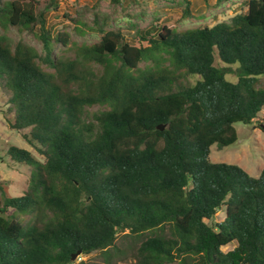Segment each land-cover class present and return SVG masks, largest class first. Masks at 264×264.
<instances>
[{
  "label": "trees",
  "instance_id": "1",
  "mask_svg": "<svg viewBox=\"0 0 264 264\" xmlns=\"http://www.w3.org/2000/svg\"><path fill=\"white\" fill-rule=\"evenodd\" d=\"M182 1L186 20L193 4ZM244 5L186 30L157 24L154 12L134 38L86 12L73 30L99 40L76 45L46 26L56 0L0 3V28L41 43L38 53L0 35V92L11 129L29 128L45 158L7 149L31 171L23 194L0 182V264H74L77 252H100L105 264H264V168L252 177L209 159L264 108V0Z\"/></svg>",
  "mask_w": 264,
  "mask_h": 264
},
{
  "label": "rangeland",
  "instance_id": "2",
  "mask_svg": "<svg viewBox=\"0 0 264 264\" xmlns=\"http://www.w3.org/2000/svg\"><path fill=\"white\" fill-rule=\"evenodd\" d=\"M5 1L9 0H0V3ZM189 1L193 4L191 5V17L183 20L180 10L184 6L182 0H120V5L113 4L111 0H56L57 11H48L45 15V21L46 26L51 28L54 33L57 31L68 32L73 44H92L99 40V36L93 33H76L73 30L71 18H76L78 15L82 16L86 12H89L86 17L91 18L93 12L99 13L113 20L111 23L112 29H120L125 36L128 35V38H134V32L149 27L154 12L158 14L160 19L157 24L176 28L177 30H186L198 25L210 27L217 22L228 21L234 15L244 12L246 10L244 2L247 0H228L220 5L215 4L216 0ZM0 35H5L12 43L22 40L32 46L38 53L42 52L41 43L27 31L20 32L13 27L6 29L1 27ZM54 54L73 58L74 48L66 49L56 45ZM231 68L235 70V67ZM46 70L52 71L48 68ZM193 81L189 78V82L192 83ZM5 95L6 93L3 92L2 94L0 92V182L8 183L12 195L23 194L29 183L30 167L10 161L11 157L7 154V149L10 146L24 149L30 152L40 163H43L45 158L37 147L26 141V135L30 132L29 128L21 131L11 129L10 119L14 116V112L9 110ZM98 110H100V107L97 106L87 109L89 114ZM263 116L264 108L251 124H234L237 142L220 150L213 147L209 156L210 161L238 165L250 176L257 177L264 168V133L261 126L264 125ZM222 220L223 211H219L211 223H219ZM121 241L122 239L119 236L116 244L121 245ZM232 247L233 245L230 244L222 247L221 250L226 252ZM80 262L105 264L100 252L87 256L79 255L75 258L74 264ZM114 264H124V262Z\"/></svg>",
  "mask_w": 264,
  "mask_h": 264
},
{
  "label": "water",
  "instance_id": "3",
  "mask_svg": "<svg viewBox=\"0 0 264 264\" xmlns=\"http://www.w3.org/2000/svg\"><path fill=\"white\" fill-rule=\"evenodd\" d=\"M160 129L162 130L163 127H160ZM79 255H80V252H77V253H75V254L71 257V259L74 261L75 258L78 257Z\"/></svg>",
  "mask_w": 264,
  "mask_h": 264
}]
</instances>
